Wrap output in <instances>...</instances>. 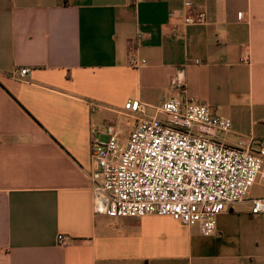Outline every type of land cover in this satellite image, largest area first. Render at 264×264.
<instances>
[{
	"label": "crops",
	"instance_id": "0c3cea01",
	"mask_svg": "<svg viewBox=\"0 0 264 264\" xmlns=\"http://www.w3.org/2000/svg\"><path fill=\"white\" fill-rule=\"evenodd\" d=\"M179 70L189 97L232 121L220 141L264 142V0H0V264H264L249 201L210 237L94 212L92 130L132 132L125 105L154 116Z\"/></svg>",
	"mask_w": 264,
	"mask_h": 264
},
{
	"label": "built area",
	"instance_id": "2783aa9c",
	"mask_svg": "<svg viewBox=\"0 0 264 264\" xmlns=\"http://www.w3.org/2000/svg\"><path fill=\"white\" fill-rule=\"evenodd\" d=\"M205 22L204 12L185 20ZM136 63L131 57V65ZM30 71L21 69L20 79ZM171 85L179 96L164 101L154 116H145L141 104L125 105L140 115L127 140L115 125L103 133L92 130L89 179L95 214L170 217L187 227L199 226L206 237L217 234V218L239 203L249 201L252 215L264 216V197L249 199L257 183L264 186V142L230 146L220 141L232 121L187 95L183 70ZM58 243L67 245L62 235Z\"/></svg>",
	"mask_w": 264,
	"mask_h": 264
},
{
	"label": "rangeland",
	"instance_id": "374dc122",
	"mask_svg": "<svg viewBox=\"0 0 264 264\" xmlns=\"http://www.w3.org/2000/svg\"><path fill=\"white\" fill-rule=\"evenodd\" d=\"M162 118V117H161ZM124 124H127V126L130 127V130L132 129V121H127V123L125 122ZM121 132V137L125 140H127L129 138V135H130V130H125L124 131V127L120 128L118 127ZM263 191V188H260V187H255L253 189V195L256 196V195H259L261 192Z\"/></svg>",
	"mask_w": 264,
	"mask_h": 264
},
{
	"label": "bare ground",
	"instance_id": "6f19581e",
	"mask_svg": "<svg viewBox=\"0 0 264 264\" xmlns=\"http://www.w3.org/2000/svg\"><path fill=\"white\" fill-rule=\"evenodd\" d=\"M20 72V71H19ZM30 73H31V71H30ZM29 76H30V74H29ZM29 78V77H28ZM19 79H20V77H19ZM20 80H22V81H25V80H27V78L26 79H20Z\"/></svg>",
	"mask_w": 264,
	"mask_h": 264
}]
</instances>
